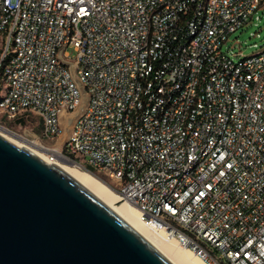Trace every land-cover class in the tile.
I'll use <instances>...</instances> for the list:
<instances>
[{
  "label": "built area",
  "instance_id": "obj_1",
  "mask_svg": "<svg viewBox=\"0 0 264 264\" xmlns=\"http://www.w3.org/2000/svg\"><path fill=\"white\" fill-rule=\"evenodd\" d=\"M263 2L0 0V114L56 141L71 113L50 163L109 177L206 264H264V49L222 50Z\"/></svg>",
  "mask_w": 264,
  "mask_h": 264
},
{
  "label": "water",
  "instance_id": "obj_2",
  "mask_svg": "<svg viewBox=\"0 0 264 264\" xmlns=\"http://www.w3.org/2000/svg\"><path fill=\"white\" fill-rule=\"evenodd\" d=\"M0 264H172L83 184L0 135Z\"/></svg>",
  "mask_w": 264,
  "mask_h": 264
},
{
  "label": "bare ground",
  "instance_id": "obj_3",
  "mask_svg": "<svg viewBox=\"0 0 264 264\" xmlns=\"http://www.w3.org/2000/svg\"><path fill=\"white\" fill-rule=\"evenodd\" d=\"M69 128H67L68 131ZM67 131L65 135L67 134ZM0 135L18 145L26 147L33 153L49 162L46 155L39 149H44L37 142L36 138L27 139L30 145L22 144L14 138L0 131ZM65 136H62V139ZM36 145V146H35ZM34 146V147H32ZM36 147V148H35ZM58 153V152H57ZM73 162L61 160L55 164L83 184L93 194H95L108 207L140 232L156 249H158L172 264H206L200 257L195 255L189 248L178 243L176 237H167L163 230H156L151 226L143 224L139 220V213L136 207L125 200L118 198L116 192L103 180L97 177L94 173L71 165Z\"/></svg>",
  "mask_w": 264,
  "mask_h": 264
},
{
  "label": "rangeland",
  "instance_id": "obj_4",
  "mask_svg": "<svg viewBox=\"0 0 264 264\" xmlns=\"http://www.w3.org/2000/svg\"><path fill=\"white\" fill-rule=\"evenodd\" d=\"M257 15L261 17L260 20L255 19L253 16L247 25L232 32L226 42L222 45L223 52L230 54L234 60L250 56L264 49V2L258 8ZM67 52L70 57H74L76 54L73 47H68ZM6 87V84H0V97L5 95ZM70 114L71 113L65 110L60 114L59 125L61 129L65 131L56 141L37 139V142L39 141V143L45 146L56 147L59 150L62 149V143L65 138L63 137L62 139V136H66V127L68 125V117ZM20 120L23 121L20 122ZM36 120L35 116L6 118L5 115L0 114V125L4 127V129L0 128V131L14 138L16 141L27 145L28 143L24 141L27 139H33L34 137H32V135H39L40 129ZM71 165L78 167L74 163ZM94 174L109 186L113 185V182L109 177L98 172Z\"/></svg>",
  "mask_w": 264,
  "mask_h": 264
},
{
  "label": "trees",
  "instance_id": "obj_5",
  "mask_svg": "<svg viewBox=\"0 0 264 264\" xmlns=\"http://www.w3.org/2000/svg\"><path fill=\"white\" fill-rule=\"evenodd\" d=\"M23 121V120H20V122ZM92 170V169H91Z\"/></svg>",
  "mask_w": 264,
  "mask_h": 264
}]
</instances>
